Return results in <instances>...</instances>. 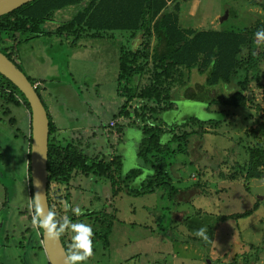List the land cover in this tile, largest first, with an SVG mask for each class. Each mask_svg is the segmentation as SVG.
<instances>
[{
    "label": "rangeland",
    "instance_id": "rangeland-1",
    "mask_svg": "<svg viewBox=\"0 0 264 264\" xmlns=\"http://www.w3.org/2000/svg\"><path fill=\"white\" fill-rule=\"evenodd\" d=\"M176 3L182 28L252 32L264 24V0H177L170 8L174 9ZM67 10L55 13L46 29H54L59 21L67 20L71 16ZM107 33L95 41L82 38L73 41L74 44L72 37L42 36L19 44L15 53L21 71L30 82L38 83L37 92L48 107L56 142L62 146L70 142L81 151V157H86L85 174L74 176L72 171L68 182L55 186L60 190L56 194L65 193L68 197L61 207L65 208L67 202L68 212L73 214L79 208L87 214L81 222L91 225L94 232V255L83 264H264V167L259 169L261 178L245 176L250 159L248 147L264 140H255L249 134L260 116L264 117V78L248 80L250 102L244 108L214 105L207 107L208 113L199 100H184V89H179V85L187 83L188 89L197 92L204 101L217 93L222 97L231 92L223 93L220 85L205 86L204 95L197 86L205 84L206 75L200 76L195 70L175 75L172 91L177 108L162 114L164 123H181L188 117L200 121L215 119V113L219 112L223 115L217 128L207 125L203 135L189 137L190 154L175 153L174 159L168 161L172 164L165 169L168 176L163 175L162 179L178 190L176 202L169 201L167 191L154 184V190L147 193L149 182L144 179L152 172L149 164L140 161L136 154L141 131L125 128L130 121L126 117H117L111 125L113 115L124 104L122 88L127 86L137 96L150 76L149 70L143 75L133 71L130 79L125 84L123 79L120 84L121 69H116L119 56L131 51L132 54H126V63L131 65L138 46L145 54H141V63L152 68L155 38L139 34L134 39L127 31ZM258 52L262 57L257 73H262L264 42L258 43ZM136 100L126 109L132 110L131 104H136ZM29 115L26 106L16 107L0 98V166L2 169V165L6 166L4 171L0 169V264H48L42 247L22 250L15 244L28 237L31 243L41 246L43 236L41 229L33 225L31 201L25 200L29 191L23 190V182L28 186V179H21L22 165L28 170ZM101 122L110 129L122 128L108 136L100 127ZM196 130V127L187 129ZM170 147L174 151L176 143ZM12 149L16 152L15 162L8 156ZM119 156L120 175L130 169H143L142 175L137 178L130 175L127 181L117 182L111 158ZM99 160L107 165V173L102 176L95 175L103 168L98 166ZM127 185L141 186L143 195L128 193ZM2 186L7 188L4 189L10 194L8 198ZM20 196L28 212L19 201L12 203ZM246 212L250 215L238 217ZM24 213L32 217L29 219ZM201 227L208 229L207 241L195 235ZM27 230L28 234H22ZM73 235L69 230L61 236L70 246Z\"/></svg>",
    "mask_w": 264,
    "mask_h": 264
},
{
    "label": "trees",
    "instance_id": "trees-1",
    "mask_svg": "<svg viewBox=\"0 0 264 264\" xmlns=\"http://www.w3.org/2000/svg\"><path fill=\"white\" fill-rule=\"evenodd\" d=\"M168 1L171 0H32L11 13L0 17V52L19 68L15 62V53L18 45L42 36L61 35L67 39L72 37V43L75 40L78 42L82 38L96 40L105 37L104 34H108L107 32L111 31H127L133 34L131 37L134 39L139 34L153 36L156 43L153 46V53L151 55L152 68H148V64L141 63L142 60L140 61V58H142L141 54L143 53L138 50V46L134 52L133 59L130 61L131 65H127L126 63L128 62L126 54H132L131 51L122 53L119 56L120 64H118V70L120 68L121 73L118 77L122 79L120 84L123 82V79L125 84L133 73L143 75L146 74L144 73L145 71L149 70L150 76L148 77V81L140 87L137 96H134L127 86L125 88L121 87L123 89L120 92L123 93L121 97L123 98V95H125L123 98L124 104L120 107L119 112L113 115L114 121H111V123L113 124L117 117H126L130 121L128 125L126 124L125 128L135 127V129L141 131L142 135H140V140L138 141L139 147L136 154L138 159L140 158V161L149 164L148 168L152 172L151 175H148L144 179L149 182L147 193L154 190L152 188V184H154L155 187L167 191L166 198L169 201L176 202L175 196L178 194V190L170 182H165L166 180L162 179L163 175L168 176L165 169L172 164H169V162L174 159L175 153L180 155L190 154L187 151L189 149L188 141L190 136L194 134L203 135L207 125L217 128L223 112L215 113L217 115L215 119L200 121L197 118L188 117L181 123L176 122L170 125L164 123L161 118L162 114L177 108V103H174L173 100L172 91L175 75H181L183 70H187L188 74L195 70L200 76L206 75L205 84L197 86L198 92L201 91L204 95L206 94L203 93V90L206 89L205 86L215 87L220 85L223 93L226 91L231 92L229 95L224 94L222 97H220L221 94L217 93L213 98L204 101L197 92L192 93L188 89L187 83L180 84L179 89H184V100L190 102L199 100V103L206 106V111L207 107L214 105L244 108L246 103L250 102L248 99V95L250 94L248 80L254 78L258 81L264 78V72L257 73L259 58L262 55L258 52V42L255 36V33L259 29L264 28V24L252 30V32L235 29L201 31L192 28H182L179 25L177 3L173 9L167 4ZM175 1H171V4ZM71 7L73 9L78 7L76 8L78 11L73 13L69 20H65L60 24L58 23L54 29H46L45 25L53 20L56 12ZM120 51L124 52L123 50ZM30 83L33 84L34 82ZM263 85L262 87H264ZM35 90L36 92L38 91L37 88ZM38 96L44 104L39 94ZM0 98L16 107L24 105L29 110L23 95L1 75ZM134 98H137V103L131 104L132 110H127L128 104L134 102ZM44 106L49 120L47 160V199L49 210L57 213V219L68 216L72 222H81L83 218L87 217V214H72L64 207H61L68 197L65 193L56 194L60 190L55 189V186L59 185V183L64 184L68 182L67 180L72 171L74 176L77 173L85 174L87 169L85 165L86 157H81V151H77L70 142H67L64 146L58 143V141L56 142V139L53 137L55 131L54 124L48 112V107L45 104ZM207 112L210 113V111ZM137 117L138 120L136 121ZM100 127L104 131L106 130L105 133L108 136L111 134V131L119 133L122 128L118 126L110 129L107 123L103 122L100 123ZM193 127H196L197 130L187 131V129ZM249 134H252L255 140L264 139L263 116H260L255 128L249 129ZM172 143H176L174 151L170 147ZM248 154L250 159L245 176L247 178H261L262 172L259 169L260 167H264V140L262 143H256L254 146L250 145L248 147ZM116 158L112 157L111 160L112 166L116 171L117 182L123 183L124 180L127 181L130 175H133V178H137L139 174L142 175L143 169H130L124 175H120L122 158L121 156ZM116 160H119V162L117 163ZM97 164L99 167L103 165V168L95 175L102 176L104 173L106 174L107 165L103 160H99ZM22 171L24 172V169ZM23 172H21V179L23 181L25 178L28 179V186L23 182V190L28 189L29 191L26 194L24 191L25 200L29 199L31 201L30 212L34 215L31 185L29 184V168L27 173L25 172L24 174ZM18 176L19 174L17 175V179ZM114 185L112 183V186ZM126 187L128 193L143 195V191H140L141 186L129 188L127 185ZM4 188L6 187L4 186ZM6 189L4 190L8 198L10 194ZM16 202L19 205H23L21 196L12 203L15 204ZM19 208L20 206L17 205V210ZM25 210L28 212L26 206L24 207ZM27 214L24 213L30 219L32 216ZM248 215H250V212L241 214L238 217L245 218ZM29 232L27 230L22 234H28ZM60 238L66 252H68L69 245L64 242L62 236ZM92 239L95 244V238L93 237ZM29 241L28 237L26 239L23 237L20 242L15 244H18L17 246L22 250H25L26 247L41 249L39 243L33 244Z\"/></svg>",
    "mask_w": 264,
    "mask_h": 264
},
{
    "label": "water",
    "instance_id": "water-1",
    "mask_svg": "<svg viewBox=\"0 0 264 264\" xmlns=\"http://www.w3.org/2000/svg\"><path fill=\"white\" fill-rule=\"evenodd\" d=\"M32 0H0V17L11 13ZM227 15V12H226ZM222 20V18H221ZM0 75L7 79L23 95L29 107L30 145L28 168L32 193V204L35 195L39 194L42 206L49 211L47 199V160L49 120L44 104L26 75L0 52ZM41 247L48 264H66V250L61 238L49 239L41 228Z\"/></svg>",
    "mask_w": 264,
    "mask_h": 264
},
{
    "label": "clouds",
    "instance_id": "clouds-1",
    "mask_svg": "<svg viewBox=\"0 0 264 264\" xmlns=\"http://www.w3.org/2000/svg\"><path fill=\"white\" fill-rule=\"evenodd\" d=\"M257 42H264V28L259 29L255 33ZM33 207L35 214L33 215V225L45 230V235L49 239L58 240L66 231H71L74 235L71 237V244L66 253V264H83L94 255L93 252V236L94 232L91 225L77 222L73 223L68 216L57 219L55 211H45L42 206L39 194L33 198ZM70 205L65 202V208ZM76 215L81 214L79 208L74 209ZM195 235L205 241L209 239L208 229L201 227L195 232Z\"/></svg>",
    "mask_w": 264,
    "mask_h": 264
},
{
    "label": "crops",
    "instance_id": "crops-1",
    "mask_svg": "<svg viewBox=\"0 0 264 264\" xmlns=\"http://www.w3.org/2000/svg\"><path fill=\"white\" fill-rule=\"evenodd\" d=\"M171 1H173V0H171ZM171 1H168V5L169 6H171L170 4H171ZM76 8H78V7H76ZM76 8H74L73 9V7H71V8H69L68 10H67V13H68V11H71V14L70 13H68V14H70V15H73V13H75L76 11H78ZM58 12H60V11H58ZM57 13V12H56ZM63 15V14H62ZM72 16H70L67 20H69L70 18H71ZM65 20L64 19H62V22H64ZM59 23H61L60 21H59ZM116 32H122V31H115V32H113V33H116ZM127 33H129V32H127ZM88 41H95V40H88ZM93 45H95V43L93 42L92 43ZM117 70H118V68H116ZM8 156H10V158L15 162V160H16V152L12 149V151L10 152V154L8 155ZM2 167H3V169L1 168V166H0V169L2 170V171H4L5 170V168H6V166H3L2 165ZM24 167H25V165H24ZM14 166L12 165V169L14 170ZM16 169V168H15ZM22 169H23V165H22ZM17 171V170H16ZM24 172H27V166H26V170H24ZM2 188L4 189V187L2 186ZM3 225V222H2V224H1V226ZM29 242H33V241H29Z\"/></svg>",
    "mask_w": 264,
    "mask_h": 264
},
{
    "label": "built area",
    "instance_id": "built-area-1",
    "mask_svg": "<svg viewBox=\"0 0 264 264\" xmlns=\"http://www.w3.org/2000/svg\"><path fill=\"white\" fill-rule=\"evenodd\" d=\"M32 85H33L34 88H36L38 83H33ZM111 125H113V124L111 123Z\"/></svg>",
    "mask_w": 264,
    "mask_h": 264
}]
</instances>
